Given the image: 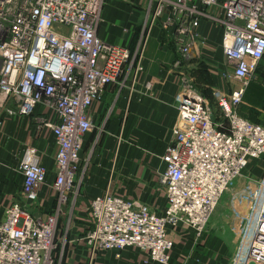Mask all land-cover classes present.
<instances>
[{
  "label": "built area",
  "instance_id": "2783aa9c",
  "mask_svg": "<svg viewBox=\"0 0 264 264\" xmlns=\"http://www.w3.org/2000/svg\"><path fill=\"white\" fill-rule=\"evenodd\" d=\"M102 2L0 0V127L3 114L33 115L38 105L53 111L55 119H34L38 129L51 130L55 138L57 203L53 213L34 212L47 170L36 150L26 147L19 166L21 197L0 221V264H56L55 231L70 195L78 194L79 153L84 135L94 127L89 109L107 85L118 82L130 57L127 48L97 35ZM154 2L152 20L159 19L170 33L177 52L174 73L181 82L158 179L168 206L159 215L143 203L109 193L96 196L87 208L91 227L85 241L94 251L133 247L169 264L173 242L168 229L185 225L201 237L223 194L250 161L264 156V126L238 111L243 88L230 94L215 90L211 110L192 82L190 67L204 43L200 19L223 28L226 76L244 86L264 59V0ZM247 190L251 210L232 264H264V176Z\"/></svg>",
  "mask_w": 264,
  "mask_h": 264
},
{
  "label": "crops",
  "instance_id": "0c3cea01",
  "mask_svg": "<svg viewBox=\"0 0 264 264\" xmlns=\"http://www.w3.org/2000/svg\"><path fill=\"white\" fill-rule=\"evenodd\" d=\"M154 4V0H106L102 7L97 35L106 42L127 48L130 59L118 82L107 85L101 100L94 102L89 109L94 127L84 135L79 153L83 164L78 170L80 178L83 176L80 207L72 208L70 219H59V233L64 226L62 235L67 245L56 264H160L150 260L146 252L133 247L120 251H94L88 247L84 236L91 227L87 208L96 196L109 193L143 203L159 215L168 206L158 179L165 169L161 157L176 122V97L181 82L174 73L177 52L170 33L161 27L159 19H151ZM198 33L204 43L199 59L192 64L190 77L208 99L209 108L215 110L216 107L215 89L230 94L242 87L243 98L244 95L250 97V94L255 97L256 93L252 92L260 88L259 84L257 88L249 86V80L242 86L240 81L226 76L229 69L222 49L223 28L202 17ZM257 71L261 77L258 80H262L264 59ZM244 106L250 105L245 101L240 104L239 114L249 120L247 115L251 112ZM35 116L55 119L53 111L42 105L36 106L33 115L29 116L3 114L0 127V221L5 209L21 197L23 176L19 166L26 147L36 150L47 170L46 183L39 194L40 204L50 207L55 201L52 188L55 138L51 130L37 129ZM242 172L260 181L264 176V156L250 161ZM168 232L173 242L169 264H184L191 258L186 249L196 244L195 232L185 225L169 228ZM201 237L197 246H206V250L219 251L228 242L224 236L210 238V241L205 232ZM206 253L202 264H205V258L208 262L209 254ZM213 259L211 257V263Z\"/></svg>",
  "mask_w": 264,
  "mask_h": 264
},
{
  "label": "rangeland",
  "instance_id": "374dc122",
  "mask_svg": "<svg viewBox=\"0 0 264 264\" xmlns=\"http://www.w3.org/2000/svg\"><path fill=\"white\" fill-rule=\"evenodd\" d=\"M105 1L106 0H103L102 7ZM101 13H102V10H101ZM151 19H152V16H151ZM100 21H101V14H100V18L98 21V25ZM96 31H97V28H96ZM129 59L130 58H128L126 64H128ZM192 68H193V65L190 67V70ZM190 72L191 71H189V73ZM259 74H260L259 71L255 72L253 76L251 77L250 84H249V86L251 85L253 87H256V85L259 84L260 88L257 91L252 92V94L256 93L255 97L250 94L249 95L250 97H248V95H244V98H243V92H242L241 104L243 105L245 101L247 104L250 105V106H244L245 108H248L249 111L251 112L250 115H247L250 121L256 124H260V125L262 124L264 126V78L262 80H258V78H261ZM192 82L194 84L195 81L193 80ZM195 87L197 88V86ZM215 90H219V89H215ZM34 124L36 125V127H38V123H36L35 119H34ZM82 166L83 164L80 161L79 168L81 169ZM82 178L83 176L80 178V173L77 174V181L79 183L78 194H76V197L74 199H73V195L72 194L70 195L67 204L64 205V214L60 216V220L61 218L62 219L64 218L66 220L68 217L70 219L71 217L70 215L72 214L70 212H72V208L74 210V207L77 205L78 207H80V186L82 183ZM256 182H257L256 179H252V177L250 178V176L248 177L242 172L241 177H238L237 179H235L232 185L230 186V188L228 189V191H226L223 194L218 205L216 206L212 215L210 216L209 221L206 226L205 235L206 237H208L207 239L209 240L210 238L212 239L213 237L224 236L223 238H226L228 242L226 241V244L223 246V248L217 251V250H214L213 248L206 250L207 249L205 248L206 246L203 247V245L197 246V244L200 243L199 241L202 237L197 236L194 233L195 232L194 231L193 232L194 237L193 236L192 237L193 239L196 238L195 239L196 244H194L195 245L194 247L186 249L185 252L188 253L191 258L185 261L184 264H202L203 254L205 252H207L206 255L209 254L208 262H206V258H205V261L203 262L205 264H215V263L216 264H232L233 263V259L235 258L236 253L238 249L240 248L241 240L245 238L243 235V231H242L245 217L250 213V210H251L250 200L252 198V195L250 194V190H247V188L254 189ZM38 204L39 205L37 207V211H34V212H38V214L39 213L40 214L53 213L52 210L57 205L56 200L54 201L53 205H51L50 207H43L42 204H40V201ZM61 229L63 230L64 226L61 227ZM62 230L59 233L60 230L57 227L55 231L56 244H57L56 251H55L56 261L60 257L61 253L63 254L64 249L66 248V245H67V243L65 242L63 238ZM247 237L248 235H246V239ZM198 247L200 248L198 249ZM194 257L196 260L198 259V262L195 263ZM211 257L214 258L213 263H211L212 262Z\"/></svg>",
  "mask_w": 264,
  "mask_h": 264
},
{
  "label": "water",
  "instance_id": "95a60500",
  "mask_svg": "<svg viewBox=\"0 0 264 264\" xmlns=\"http://www.w3.org/2000/svg\"><path fill=\"white\" fill-rule=\"evenodd\" d=\"M249 264H254V263L250 262Z\"/></svg>",
  "mask_w": 264,
  "mask_h": 264
}]
</instances>
